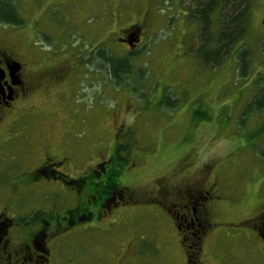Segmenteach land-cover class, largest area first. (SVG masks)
Returning a JSON list of instances; mask_svg holds the SVG:
<instances>
[{"label": "rangeland", "instance_id": "1", "mask_svg": "<svg viewBox=\"0 0 264 264\" xmlns=\"http://www.w3.org/2000/svg\"><path fill=\"white\" fill-rule=\"evenodd\" d=\"M11 1L23 25L0 24V49L28 64L34 80L42 75L59 80L33 95L27 112L4 121L0 166L13 165L6 163L10 157L38 154L49 142L60 149L68 141L83 168V162L111 156L119 139L129 145L120 181L140 201L152 192L160 198L153 187L158 180L203 191L212 186L219 196L213 217L220 226L203 245V264H264V244L250 222L264 208V114L249 108L264 86L263 39L257 33L263 0L254 2L244 41L214 68L196 58L198 25L185 15L189 0ZM128 27V42L134 44L139 34L135 50L120 42ZM241 44L250 51L246 77L234 57ZM98 47L131 63L122 82L105 73L95 56ZM41 191L22 188L20 196L40 198ZM123 211L125 221L113 235L130 231L139 247L158 245L155 264H184L180 246L172 248L162 235L170 222L163 209L145 203ZM102 222L77 225L76 245L90 243L97 253L109 236Z\"/></svg>", "mask_w": 264, "mask_h": 264}, {"label": "flooded vegetation", "instance_id": "2", "mask_svg": "<svg viewBox=\"0 0 264 264\" xmlns=\"http://www.w3.org/2000/svg\"><path fill=\"white\" fill-rule=\"evenodd\" d=\"M260 11L257 33L264 40V0ZM130 27L122 31V44H127ZM139 42L132 44L134 50ZM58 80L57 75H42L34 80L28 64L18 60L12 50L0 49V139L4 121L27 112L31 106L25 107V104L33 95L47 90ZM37 152L23 159L10 157L6 163L14 161L13 165L0 166V264H149V261L155 264L158 245L145 249L139 247L135 233H111L125 221L126 207L145 203L159 206L167 213L169 231H162V235L169 246L173 243L180 246L184 264H203L200 261L203 245L220 226L213 217L214 206L220 198L213 195L212 186L203 191L163 186L158 180L153 187L154 194L160 198L153 197L152 192L140 201L138 194L121 183L120 175L116 184L106 182L104 187L108 191L97 193L93 189L97 183L106 181L105 173L109 172L107 165L114 159L113 153L105 160L83 162L82 168L78 149L71 142L61 143L60 149L49 142ZM6 176L11 179L6 180ZM34 187L42 189L40 198L27 200L20 196V189ZM58 194L61 200L55 199ZM49 198L53 200L50 202ZM70 200L71 205L65 206ZM97 220H103L109 236L98 245L97 253L92 254L90 243L83 248L76 245L78 240L72 232L77 225ZM250 222L264 244V208Z\"/></svg>", "mask_w": 264, "mask_h": 264}, {"label": "trees", "instance_id": "3", "mask_svg": "<svg viewBox=\"0 0 264 264\" xmlns=\"http://www.w3.org/2000/svg\"><path fill=\"white\" fill-rule=\"evenodd\" d=\"M255 0H189L186 7L187 15L195 25H198L199 46L195 51L196 58L203 67H218L237 44L244 41L252 23V13ZM0 24L18 27L23 25L15 5L11 0H0ZM264 52V40L262 42ZM96 59L105 66V73L118 83L123 76L131 72V63L127 59L116 58L112 54L105 55L96 48ZM250 51L245 44H241L234 56L239 71L246 77ZM249 104L251 111L257 115L264 114V86L259 88ZM172 104V102H170ZM170 105V104H169ZM171 106V105H170ZM264 116V115H263ZM261 131H264V120ZM116 139L112 153L114 159L109 163V172L105 173V182L96 184L95 192L104 193L106 182L116 184L122 174V169L128 163L129 145L118 144ZM115 187L112 189L114 190ZM104 209V208H103Z\"/></svg>", "mask_w": 264, "mask_h": 264}, {"label": "water", "instance_id": "4", "mask_svg": "<svg viewBox=\"0 0 264 264\" xmlns=\"http://www.w3.org/2000/svg\"><path fill=\"white\" fill-rule=\"evenodd\" d=\"M138 39H139V37H138V35H137L136 38H135L134 40H132V42L137 43V42H138ZM126 43H127V45H128L130 48L133 47L132 43H130V42H128V41H126Z\"/></svg>", "mask_w": 264, "mask_h": 264}]
</instances>
